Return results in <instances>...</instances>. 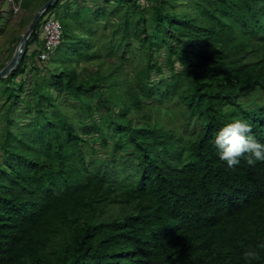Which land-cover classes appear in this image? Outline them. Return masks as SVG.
I'll list each match as a JSON object with an SVG mask.
<instances>
[{"label": "trees", "instance_id": "16d2710c", "mask_svg": "<svg viewBox=\"0 0 264 264\" xmlns=\"http://www.w3.org/2000/svg\"><path fill=\"white\" fill-rule=\"evenodd\" d=\"M61 2L0 79V264H264V161L212 142L236 118L264 142V0H136L101 37L79 8L36 62Z\"/></svg>", "mask_w": 264, "mask_h": 264}, {"label": "rangeland", "instance_id": "374dc122", "mask_svg": "<svg viewBox=\"0 0 264 264\" xmlns=\"http://www.w3.org/2000/svg\"><path fill=\"white\" fill-rule=\"evenodd\" d=\"M68 1L69 0H62V2L56 5L48 15L55 16L62 23L65 21L66 16L72 17L76 15V10L80 8L84 10L81 15L82 19L85 20L84 23L90 25V28H95V26L97 28H102V31L99 29L101 33L97 32V37H101L104 34L105 31H103L102 24H107L108 19V29L111 32L114 31V29L116 32H120L121 29L118 27L117 23L120 22L130 28H134L136 26L135 22L138 18L140 19L142 17V14L138 15V12L134 11L136 10V0H112L111 3H108V0H71L70 7L67 5ZM139 2L143 5H147L148 2V12H151L154 8H150V5L151 3H155V0H139ZM0 6V63L6 65L13 57L22 36L27 31L37 10L34 5H31L29 8H21L18 13H15L12 10V2L10 0H0ZM100 11L103 12L101 15H98L101 13ZM112 14L113 16L109 17V15ZM65 34L66 32L63 26L62 41L65 38ZM86 35L88 36V34ZM110 39L111 36L103 42L107 43ZM41 42L42 44L44 43L42 37ZM133 42L135 41L133 40ZM104 48L108 49L109 46L106 45ZM35 49L36 48H34V50ZM39 55L40 52L36 53V62L39 60ZM102 154L104 153L101 152V155Z\"/></svg>", "mask_w": 264, "mask_h": 264}, {"label": "clouds", "instance_id": "9594fccd", "mask_svg": "<svg viewBox=\"0 0 264 264\" xmlns=\"http://www.w3.org/2000/svg\"><path fill=\"white\" fill-rule=\"evenodd\" d=\"M212 142L219 159L226 162L228 168L240 163V157L247 154L248 163L264 161V142L258 140L251 131V125L241 118L221 124L212 136ZM259 244L246 248L243 252L246 264L259 256Z\"/></svg>", "mask_w": 264, "mask_h": 264}, {"label": "built area", "instance_id": "2783aa9c", "mask_svg": "<svg viewBox=\"0 0 264 264\" xmlns=\"http://www.w3.org/2000/svg\"><path fill=\"white\" fill-rule=\"evenodd\" d=\"M12 2V10L18 13L21 10L23 0H10ZM1 7V6H0ZM63 25L59 19L50 14L44 17L41 25L40 36L43 38L44 45L40 52L39 58L43 61L49 59L51 54L62 42Z\"/></svg>", "mask_w": 264, "mask_h": 264}, {"label": "water", "instance_id": "95a60500", "mask_svg": "<svg viewBox=\"0 0 264 264\" xmlns=\"http://www.w3.org/2000/svg\"><path fill=\"white\" fill-rule=\"evenodd\" d=\"M58 1L59 0H49L48 2H46L42 7H40L36 11V13H35L32 21H31V23H30V25H29V27L27 29V31L22 36V39L19 42L18 47H17V49H16L13 57L6 64V66L4 68L0 69V79L7 77L8 75H10L11 73H13L19 67V65H20V63L22 61L23 55H24V51H25L27 42L30 39L32 33L35 31V29L37 27V24H38V22L40 20V18L44 15V13L51 6H53Z\"/></svg>", "mask_w": 264, "mask_h": 264}, {"label": "crops", "instance_id": "0c3cea01", "mask_svg": "<svg viewBox=\"0 0 264 264\" xmlns=\"http://www.w3.org/2000/svg\"><path fill=\"white\" fill-rule=\"evenodd\" d=\"M41 33H39V35H40Z\"/></svg>", "mask_w": 264, "mask_h": 264}]
</instances>
